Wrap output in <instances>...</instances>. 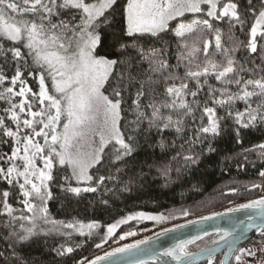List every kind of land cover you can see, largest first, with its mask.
Here are the masks:
<instances>
[{
	"label": "snow or ice",
	"instance_id": "snow-or-ice-1",
	"mask_svg": "<svg viewBox=\"0 0 264 264\" xmlns=\"http://www.w3.org/2000/svg\"><path fill=\"white\" fill-rule=\"evenodd\" d=\"M105 35L114 51L99 55ZM252 129L264 136V0H0V147L7 148L0 151V264H29L23 249L38 234L62 237L50 249L53 264H98L136 249L145 241L76 259L83 244L71 241L100 231L99 249L121 225L169 216L137 210L106 225L57 221L48 207L54 192L69 204L100 192L107 207L153 171L165 186L174 176L182 181L218 152V138L227 133L242 146V132ZM148 148L152 155L138 159ZM242 151L264 158V141ZM258 175L264 180V168ZM251 187L264 190L262 183ZM238 207L260 209L261 223H248L225 257L252 264L259 254L257 264H264V195ZM252 228L260 248L237 250ZM208 235L179 240L161 254L177 262L197 256L187 246ZM215 251L199 254L215 264Z\"/></svg>",
	"mask_w": 264,
	"mask_h": 264
},
{
	"label": "trees",
	"instance_id": "trees-1",
	"mask_svg": "<svg viewBox=\"0 0 264 264\" xmlns=\"http://www.w3.org/2000/svg\"><path fill=\"white\" fill-rule=\"evenodd\" d=\"M255 2L257 5L259 4V0H255ZM190 18L192 17L189 14L188 19ZM240 38L243 39V36L241 35ZM111 43L112 37L105 35L103 44L98 48L97 53L104 55L107 51H114L109 48ZM237 107H243V105L239 104ZM127 119H132L131 115ZM242 137V146L236 144L235 140L227 133L223 138H218L214 145L218 148V152L207 154L197 166L184 174L182 181L175 180L174 176V182L165 186L163 179L156 178V173L153 171L149 181L143 185H134L130 192H117L109 200L107 207L100 204V192L95 195L82 194V198L73 199L69 204L63 199L62 194L56 191L54 192L56 199L49 201L48 204L49 214L52 219L57 221L78 218L87 222L95 219L101 225H106V223L113 222L114 219L127 215L130 211L143 210L169 216L168 219L161 221L163 224L160 225L164 226V224L181 222L254 199L262 189L252 188L251 185L252 183L264 184V180L258 175L261 168H264V158L260 156L259 151H251L245 158L242 148L251 149L253 144L264 141V136L252 129L244 130ZM6 150V147H0V151ZM155 151L158 153L159 149L157 148ZM152 152L153 150L148 148L146 152L140 153L138 159L143 160L146 156H151ZM241 164L243 167L240 166ZM104 198L107 199L108 195H105ZM13 203L15 207H19V204L14 201ZM183 209H187L189 215L184 216ZM0 219L3 218L0 217ZM153 225L152 222L145 220L130 221L117 228L113 236L108 238V242L99 249L94 244L100 242L99 235L102 232L95 233L92 239L75 235L71 241L72 246L75 247L78 243L83 244V247L74 253L75 258L87 257L91 259L110 249L124 232L139 231ZM207 240L208 238L199 241L196 246L204 244ZM61 242L62 237L55 233L47 236L38 234L26 243L23 255L29 264H53V254L50 253V249ZM62 259L64 258L56 257L58 262Z\"/></svg>",
	"mask_w": 264,
	"mask_h": 264
},
{
	"label": "water",
	"instance_id": "water-1",
	"mask_svg": "<svg viewBox=\"0 0 264 264\" xmlns=\"http://www.w3.org/2000/svg\"><path fill=\"white\" fill-rule=\"evenodd\" d=\"M258 198L259 197L251 200H255ZM248 201L228 207L237 208V210L233 212H227L226 209L228 208H226L217 212H213L220 213L221 215L214 216L213 213H208L163 228L143 239H140L145 242L141 245H138L136 249H130L124 253H114L113 255L106 257L104 260L98 261V264H133V262L137 260H144L145 264H186L188 259H191L192 264H202L207 261L206 256L199 254V249L202 248H207L209 250L215 249V257L221 255V259H225L227 264L228 259H232V257L226 258L225 253L228 252V248L232 244L234 237L238 236L248 223L251 222L257 225L261 223V218L258 215L260 209L238 207L239 205L247 203ZM249 216H252L254 219L252 221H249ZM202 217L210 218L202 219ZM240 221H244V224L239 223ZM217 229L227 230L233 235L225 237L224 239H220V236L217 233ZM204 232L209 233V235L204 236L203 239L207 237H212V239L200 248L190 251L193 253H197V256L185 258L184 261L177 262L171 257L163 256L161 254L164 249L173 246L177 241L190 239L192 236L196 235L202 236ZM259 235L260 232L257 231V229H248L247 232L244 233V237L236 243V249L238 250L239 248L245 246L248 242L254 240ZM213 240H216L217 243L213 244ZM134 243H136V241L128 244ZM192 245L194 244H190L187 247H190ZM122 246L123 245L118 247ZM112 249H108L98 254L97 256H104L106 252H111ZM153 255L157 256V259H152L151 257ZM95 257L91 259H95Z\"/></svg>",
	"mask_w": 264,
	"mask_h": 264
},
{
	"label": "rangeland",
	"instance_id": "rangeland-1",
	"mask_svg": "<svg viewBox=\"0 0 264 264\" xmlns=\"http://www.w3.org/2000/svg\"><path fill=\"white\" fill-rule=\"evenodd\" d=\"M191 19V18H190ZM264 195V190H261L259 192V194L257 195V197H260ZM256 197V198H257ZM145 221H149V222H152L154 225L147 228V229H143V230H139V231H133L135 233V235H132V236H126L123 240H121L120 238L115 242V244L110 248H115V247H118V246H121V245H124V244H128V243H131V242H134V241H137V240H140V239H143L163 228H166L172 224H177V223H180L177 222V223H170V224H164V226L160 225V224H163L161 223V221H151V220H145ZM185 221V220H184ZM182 222V221H181ZM262 239L261 237V234L259 236H257V238H255L254 240H252L249 244L243 246L242 248H251L253 250H258L260 248V244L258 243L260 240ZM260 255L258 254L257 257H254V258H251L252 259V264H257V261L260 259ZM219 257L215 259V264H219ZM233 261V264H234V257H232L231 259ZM207 264V263H206Z\"/></svg>",
	"mask_w": 264,
	"mask_h": 264
},
{
	"label": "flooded vegetation",
	"instance_id": "flooded-vegetation-1",
	"mask_svg": "<svg viewBox=\"0 0 264 264\" xmlns=\"http://www.w3.org/2000/svg\"><path fill=\"white\" fill-rule=\"evenodd\" d=\"M172 225H174V224H172ZM172 225H170V226H172ZM208 238V240L204 243V244H202V245H198V246H196L197 245V243L196 244H194V245H192V246H190V247H187L188 248V251H191V250H196V249H198V248H200L201 246H203V245H205L206 243H208L211 239H212V237H207ZM207 238H205V239H207ZM257 238V237H256ZM204 240V239H203ZM202 241V240H201ZM247 244H249V242L247 243ZM220 258L221 259V255H219V256H217V257H215V258ZM219 259V260H220ZM204 263H207V261L206 262H204Z\"/></svg>",
	"mask_w": 264,
	"mask_h": 264
}]
</instances>
